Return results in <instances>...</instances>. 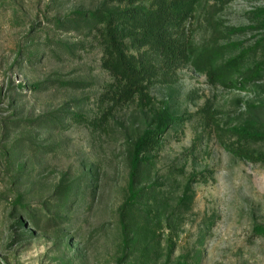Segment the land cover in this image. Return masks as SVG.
<instances>
[{"label":"rangeland","instance_id":"374dc122","mask_svg":"<svg viewBox=\"0 0 264 264\" xmlns=\"http://www.w3.org/2000/svg\"><path fill=\"white\" fill-rule=\"evenodd\" d=\"M121 1L0 0V264H264V164L233 154L264 153L251 137L264 134V74L243 88L163 69L118 106L96 32L55 19ZM186 35L264 67V0H203ZM168 113L146 246L119 210L132 143Z\"/></svg>","mask_w":264,"mask_h":264},{"label":"trees","instance_id":"16d2710c","mask_svg":"<svg viewBox=\"0 0 264 264\" xmlns=\"http://www.w3.org/2000/svg\"><path fill=\"white\" fill-rule=\"evenodd\" d=\"M202 1L122 0L110 8L76 10L64 19L56 18L55 23L67 31L96 32L103 47L104 66L115 79L111 95L118 106L146 97L160 70L170 72L186 65L205 73L215 84L247 88L262 77L264 67L252 64L245 55L226 59L222 47L202 49L187 38L186 29ZM163 114L132 143L127 197L119 210L124 230L131 228L129 234L146 246V227L151 217L142 204L149 202L148 195L156 186H145L153 165L152 152L161 143L165 129L176 122L172 114ZM87 121L93 127L103 123L97 118ZM251 137L264 142V134ZM233 154L264 164V153L234 150Z\"/></svg>","mask_w":264,"mask_h":264}]
</instances>
